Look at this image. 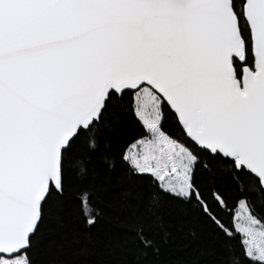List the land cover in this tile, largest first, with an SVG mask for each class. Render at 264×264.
Masks as SVG:
<instances>
[{
  "label": "snow or ice",
  "instance_id": "obj_1",
  "mask_svg": "<svg viewBox=\"0 0 264 264\" xmlns=\"http://www.w3.org/2000/svg\"><path fill=\"white\" fill-rule=\"evenodd\" d=\"M0 264H264V0H0Z\"/></svg>",
  "mask_w": 264,
  "mask_h": 264
}]
</instances>
